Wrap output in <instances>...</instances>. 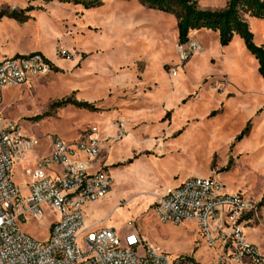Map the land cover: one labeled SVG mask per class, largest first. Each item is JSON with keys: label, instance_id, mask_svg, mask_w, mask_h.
Returning a JSON list of instances; mask_svg holds the SVG:
<instances>
[{"label": "rangeland", "instance_id": "obj_1", "mask_svg": "<svg viewBox=\"0 0 264 264\" xmlns=\"http://www.w3.org/2000/svg\"><path fill=\"white\" fill-rule=\"evenodd\" d=\"M29 1L0 0V12L40 8L23 24L0 20V49L44 54L60 71L6 90L0 112L42 141L35 154L48 151L51 137L72 141L89 127L100 129L107 140L102 156L114 183L92 219L113 226L120 236L139 232L174 261L236 264L222 237L214 234L209 241L194 222L160 223L153 210L156 197L168 188L190 178L215 177L227 192L245 194L252 207L240 223L248 241L264 253V79L243 38L223 47L209 29L191 33L202 49L173 77L171 71L181 65L174 15L137 0H104L89 10ZM198 1L200 8L214 11L228 0ZM249 24L256 44L264 46V20L249 18ZM67 98L99 110L50 109ZM39 115L46 116L35 120ZM120 119L127 135L113 142L114 122ZM34 157L31 153L27 162ZM27 162H16L13 170L24 195L29 193ZM56 219L48 212L23 230L46 241Z\"/></svg>", "mask_w": 264, "mask_h": 264}, {"label": "built area", "instance_id": "obj_2", "mask_svg": "<svg viewBox=\"0 0 264 264\" xmlns=\"http://www.w3.org/2000/svg\"><path fill=\"white\" fill-rule=\"evenodd\" d=\"M202 49L190 39L179 45L183 67ZM66 52H64L65 54ZM51 65L41 53L5 58L0 62V107L8 89L20 87L31 77L45 74ZM113 142L127 135L126 123L114 122ZM104 140L97 126L84 130L79 138L67 141L61 136L49 139V153L33 168L24 170V195L13 180L16 162L37 149L42 141L27 135L21 126L7 122L0 112V264H195L185 258L174 261L139 232L120 236L115 228L86 225L85 208L112 189L114 178L106 157ZM241 192H227L215 177L190 178L156 197L154 214L163 224L194 222L209 241L214 234L229 242L236 264H264V253L246 238L240 221L251 210ZM48 212L57 216L46 241L23 230L30 221L42 220ZM134 227V222L129 221Z\"/></svg>", "mask_w": 264, "mask_h": 264}, {"label": "trees", "instance_id": "obj_3", "mask_svg": "<svg viewBox=\"0 0 264 264\" xmlns=\"http://www.w3.org/2000/svg\"><path fill=\"white\" fill-rule=\"evenodd\" d=\"M40 1L44 4L58 2L61 4H73L82 6L84 9H93L103 5L104 0H30L29 3ZM128 1V0H122ZM143 6L174 15L177 20L178 40L183 45L189 42L190 34L204 28L209 29L219 35L220 43L223 47L229 46L236 36H241L247 50L255 56L258 61L259 74L264 79V46H259L255 42L254 33L249 24V18L264 20V0H228L222 10H206L199 6L198 0H137ZM40 9L29 6L22 10L1 11L0 20L4 17L15 20L19 23L28 22L31 17L30 12ZM52 71H60L48 59ZM72 105L79 109H86L92 112L99 109L93 103L79 101L73 98L63 99L51 105V110L64 108ZM46 115H39L35 120H41ZM246 131L237 138L241 139ZM264 204V198L261 205Z\"/></svg>", "mask_w": 264, "mask_h": 264}, {"label": "crops", "instance_id": "obj_4", "mask_svg": "<svg viewBox=\"0 0 264 264\" xmlns=\"http://www.w3.org/2000/svg\"><path fill=\"white\" fill-rule=\"evenodd\" d=\"M192 37L195 36V35H198L197 31H193L192 32ZM16 50L14 48H8V49H0V62L2 60H4L5 58H9V57H13V56H20V55H25V54H30V53H21V54H17V53H14ZM44 55V54H43ZM45 56V55H44ZM46 57V56H45ZM47 58V57H46ZM134 115V114H133ZM137 116V115H135ZM4 117V116H3ZM5 119V118H4ZM7 122H9L10 120H7L5 119ZM12 122V121H10ZM28 135V134H27ZM35 150L31 153H33L35 155L34 159L31 160L30 162H27V158L31 155V153H29L25 159H23L21 162H27L25 163L26 168H33L35 167L38 162L44 157L46 156L48 153H49V149L46 153L44 154H35L34 153ZM25 187H26V183H25ZM98 202V201H97ZM97 202L95 203H90L86 206L85 208V216H86V225L87 226H90L92 228H112L113 229V226H101L100 222H97L95 221L94 219H92V215H93V212L94 210L97 208Z\"/></svg>", "mask_w": 264, "mask_h": 264}]
</instances>
